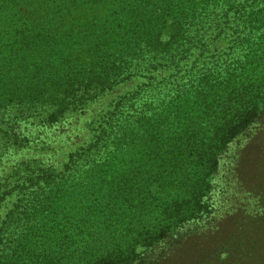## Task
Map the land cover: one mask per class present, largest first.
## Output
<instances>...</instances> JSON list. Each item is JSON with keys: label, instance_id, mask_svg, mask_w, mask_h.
I'll return each instance as SVG.
<instances>
[{"label": "trees", "instance_id": "trees-1", "mask_svg": "<svg viewBox=\"0 0 264 264\" xmlns=\"http://www.w3.org/2000/svg\"><path fill=\"white\" fill-rule=\"evenodd\" d=\"M146 69L164 77L151 76L154 88L139 84L92 113L89 143L67 161L73 172L88 159L85 166L101 169L102 189L108 185L130 202L152 198L153 184L167 180L159 173L143 182L114 176L112 189L109 168L177 151L209 152L206 165L215 168L217 152L264 111L252 89L260 86L256 73L264 76V0H0L1 154L31 148L37 129L83 112ZM21 167L41 172L28 177L30 185L64 181L55 166L23 159L0 178L7 190L0 209L10 201L8 188H19L12 177ZM18 202L0 226V264H78L79 250L110 237L108 217L96 226L101 204L66 208L58 194Z\"/></svg>", "mask_w": 264, "mask_h": 264}, {"label": "rangeland", "instance_id": "rangeland-1", "mask_svg": "<svg viewBox=\"0 0 264 264\" xmlns=\"http://www.w3.org/2000/svg\"><path fill=\"white\" fill-rule=\"evenodd\" d=\"M29 22L33 29L32 20ZM256 74L261 87L255 83L256 88L252 89L261 105L260 101L264 100L261 76H264ZM151 76L161 79L164 71H159L158 76V72L151 75L146 69L140 77L115 87L83 112L70 115L57 125L37 129L31 148L11 154L0 152V178L12 165L34 157L55 166L56 174L64 180L54 187L42 183L30 185L28 177L41 172L19 168V173L12 177V184L18 183L19 188H8L12 195L0 209V226L10 210L20 203L18 200L58 194L66 208L70 203L101 204L99 210L103 219L96 211L98 228L103 226L105 216L110 220V237L95 240L79 250L81 261L78 264H87L89 258L98 263L105 255L115 257L107 264H264V111L227 148L217 152L215 168L206 165L209 152L201 154L202 151H177L178 157L157 153L149 158L140 154L109 168L108 178L113 176L112 189L114 176L119 179L129 174L143 182V178L159 173L167 180L153 184V197L143 201L130 202L119 192L111 195L108 185L102 189L98 183L101 169L85 166L88 159H80L77 169L67 172L69 153L89 141L86 122L92 113L139 84L141 88H154ZM25 126L24 123L22 129ZM135 162L139 166L134 168ZM173 182H178V186L173 187ZM129 189V186L123 187V191ZM6 192V189L0 190V194ZM165 226L170 230H163ZM97 230L100 232L95 228L92 232ZM90 247L94 248L88 249ZM85 255L87 259H83Z\"/></svg>", "mask_w": 264, "mask_h": 264}]
</instances>
